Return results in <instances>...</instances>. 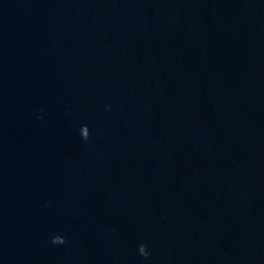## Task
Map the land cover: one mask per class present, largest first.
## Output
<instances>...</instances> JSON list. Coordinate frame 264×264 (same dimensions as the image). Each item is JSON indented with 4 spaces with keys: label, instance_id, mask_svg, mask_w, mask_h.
Listing matches in <instances>:
<instances>
[{
    "label": "water",
    "instance_id": "1",
    "mask_svg": "<svg viewBox=\"0 0 264 264\" xmlns=\"http://www.w3.org/2000/svg\"><path fill=\"white\" fill-rule=\"evenodd\" d=\"M0 264H264V0H0Z\"/></svg>",
    "mask_w": 264,
    "mask_h": 264
}]
</instances>
